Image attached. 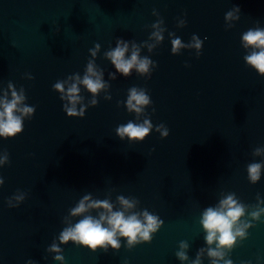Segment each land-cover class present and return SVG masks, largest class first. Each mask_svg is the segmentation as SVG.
I'll use <instances>...</instances> for the list:
<instances>
[{"label":"water","instance_id":"95a60500","mask_svg":"<svg viewBox=\"0 0 264 264\" xmlns=\"http://www.w3.org/2000/svg\"><path fill=\"white\" fill-rule=\"evenodd\" d=\"M235 7L239 20L225 21ZM256 27L264 28V0H0V99L11 82L35 108L20 134L0 137V160L5 152L9 159L0 166V264H60L47 249L59 244L69 222L83 218L69 211L87 194L110 199L114 210H122L117 196L135 198L130 211L146 209L163 225L150 243L132 249L124 239L119 250L59 245L64 264H191L201 248V264H212L200 220L229 193L246 205L241 220L253 226L225 258L264 264V214L258 221L250 216L264 208L257 205L258 196L264 200V167L256 184L247 173L250 163H264V152L253 155L264 148V77L245 63L249 50L241 43ZM160 30L164 39L157 41L151 34ZM193 35L203 42L199 55L191 47L171 52V38L190 45ZM117 39L134 41L140 56L154 62L150 77L135 69L128 77L115 73L105 52ZM97 43L93 58L89 49ZM131 51L129 43L126 58ZM90 59L103 70L106 88L83 118L68 117L53 85L82 77ZM80 87L88 104L92 95ZM132 87L151 100L139 119L126 107ZM145 118L153 129L142 142L116 135L118 126ZM161 124L166 138L156 131ZM19 193L25 199L9 207ZM181 241L188 243L185 261L176 256Z\"/></svg>","mask_w":264,"mask_h":264},{"label":"clouds","instance_id":"9594fccd","mask_svg":"<svg viewBox=\"0 0 264 264\" xmlns=\"http://www.w3.org/2000/svg\"><path fill=\"white\" fill-rule=\"evenodd\" d=\"M240 9L233 8L225 15V21L239 20ZM157 13L153 11V15ZM163 20H158L151 27L158 28ZM185 21H181L179 26L183 27ZM229 24L228 27H231ZM162 31L152 32V37L157 41L164 39ZM170 37L174 34L169 33ZM192 43L185 45L180 38H171V52L177 53L181 48H195L197 55L200 54L203 42L196 36H192ZM129 43L132 45V51L129 58L126 53L129 51ZM242 47L249 50L244 56L245 63L253 68L260 76L264 77V28L249 29L242 34ZM154 46H149L152 51ZM100 49V44H96L89 49L91 57L95 58ZM105 57L111 61L115 68V73H120L123 77L131 75L133 69L141 76L150 77L151 70L156 67L154 62L148 57L140 56V48L134 42H128L124 39H117L116 46L105 52ZM151 68V70H150ZM115 73H109L110 79H116ZM103 70L97 69L94 59H90L86 65L84 75L81 77L79 73L68 76L65 80L57 81L53 85L54 91L60 94L64 103L63 110L68 117L85 116L86 109L89 106H96L98 101L96 97L106 88V82L102 79ZM29 79L33 77L29 76ZM67 84V87L65 86ZM83 86L92 95V99L88 104L83 103L84 98L81 95V87ZM109 87V85H108ZM11 98H8V92ZM111 99L110 95L104 97ZM24 89L21 88L18 93L15 86L9 82L4 97L0 99V137L5 139L13 138L23 131L25 118H31L35 112V108L28 106L26 103ZM80 105L77 108V105ZM151 104L150 97L145 89L132 87L129 89L126 107L129 113H135L137 119L144 113L146 107ZM70 105V106H69ZM153 124L148 118L143 119L142 123L129 121L127 124L120 125L116 128V135L120 140L130 142H142L152 131ZM156 131L160 133L162 138L169 135L168 129L164 125L156 126ZM264 152V148H256L253 152L254 156ZM9 163L8 154L5 152L3 159L0 160V166ZM264 163L253 162L247 166L248 179L252 184H256L260 180L261 169ZM4 180L0 178V185ZM25 199L24 193H19L9 199V207L18 206ZM15 200L16 203L12 201ZM116 201L122 210H114V205L110 199H93L91 194L84 195L77 205L70 209V217H83L74 224L69 222V226L65 227L59 234L58 241H55L47 249L50 253H55L54 259L64 264L63 250L59 245L72 242L78 246H83L95 252L97 249L107 251L110 247L113 250H119L121 247L120 240L127 242V248L132 249L137 244L150 243L155 234L163 225V221L148 210L142 212L130 211L135 208L139 201L135 198H126L119 195ZM257 205L264 204V200L257 197ZM95 211L98 218L94 217L91 212ZM126 213H130L127 214ZM246 213V205L239 202L234 193L227 194L220 200L218 207H207L203 213L200 223L203 230L207 233L205 237L207 247V255L212 258V264H233L231 259L225 258L228 253L237 245V238L243 241L247 238V229L253 224L248 220H241ZM261 214H264V208L257 207L255 211L250 213L252 220H260ZM142 217V218H141ZM215 245V247H212ZM188 248V243L180 242L181 251L176 252V256L181 260H188V256L184 249ZM205 252L201 248L197 252V257L191 264H201V256ZM28 264H32L31 261Z\"/></svg>","mask_w":264,"mask_h":264}]
</instances>
